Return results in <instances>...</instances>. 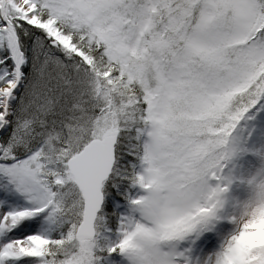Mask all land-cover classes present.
Wrapping results in <instances>:
<instances>
[{
  "label": "snow or ice",
  "instance_id": "snow-or-ice-1",
  "mask_svg": "<svg viewBox=\"0 0 264 264\" xmlns=\"http://www.w3.org/2000/svg\"><path fill=\"white\" fill-rule=\"evenodd\" d=\"M0 264H264V0H0Z\"/></svg>",
  "mask_w": 264,
  "mask_h": 264
}]
</instances>
